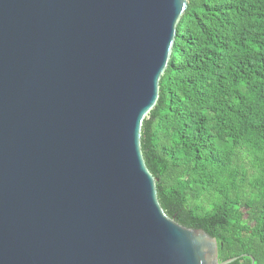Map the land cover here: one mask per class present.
<instances>
[{
    "label": "water",
    "instance_id": "95a60500",
    "mask_svg": "<svg viewBox=\"0 0 264 264\" xmlns=\"http://www.w3.org/2000/svg\"><path fill=\"white\" fill-rule=\"evenodd\" d=\"M188 4L0 0V264L240 259L165 212L142 152Z\"/></svg>",
    "mask_w": 264,
    "mask_h": 264
},
{
    "label": "trees",
    "instance_id": "16d2710c",
    "mask_svg": "<svg viewBox=\"0 0 264 264\" xmlns=\"http://www.w3.org/2000/svg\"><path fill=\"white\" fill-rule=\"evenodd\" d=\"M188 3L143 156L165 212L220 262L264 264V0Z\"/></svg>",
    "mask_w": 264,
    "mask_h": 264
}]
</instances>
